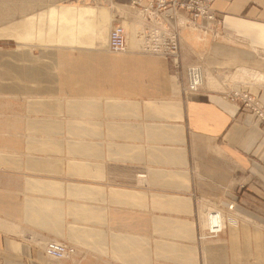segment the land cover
<instances>
[{
  "label": "crops",
  "instance_id": "0c3cea01",
  "mask_svg": "<svg viewBox=\"0 0 264 264\" xmlns=\"http://www.w3.org/2000/svg\"><path fill=\"white\" fill-rule=\"evenodd\" d=\"M134 1L19 0L1 21L0 264H264V128L230 100L264 105V0H215L175 76L136 51ZM99 7L124 14L126 57L95 36ZM190 64L222 89L182 95ZM192 193L249 222L200 249Z\"/></svg>",
  "mask_w": 264,
  "mask_h": 264
},
{
  "label": "rangeland",
  "instance_id": "374dc122",
  "mask_svg": "<svg viewBox=\"0 0 264 264\" xmlns=\"http://www.w3.org/2000/svg\"><path fill=\"white\" fill-rule=\"evenodd\" d=\"M148 2L149 1L144 3L142 0H136L131 4L130 7L124 8V10H123V12L134 11L136 14L139 13L140 14L139 21L146 24L145 26L142 25V30H140V32L137 34V36H138L137 43H139V45H140V43H142V45H140L139 47L140 48H141V46H143V47H142V49H137L136 51L138 53H141V56L142 55H150L153 57H158V58H162V59L166 60L171 66L170 71L172 72V74L174 76L178 75V73L181 71L180 49H179L181 33H184V30L191 26L193 29L192 39H196V34L197 33L200 34V31H201V28H200V26H202L201 23H203V24L205 23V26H207V24L216 25L217 23H216L215 19L211 23L204 22V21H201L199 23L198 21L190 20L189 17L183 15V13H180V15L182 16V18H184V20H181L179 18V16L175 17V20H174V17L173 18L170 17V19H168V18H165L167 16L164 17L163 15H160V14L158 16H156V15H153V13L149 12L150 10L146 11V7H147ZM16 3L19 4L20 3L19 0H0V27L3 26V22H1V21L9 20L10 15H14L15 13L23 14L24 10L22 8H15L14 5ZM35 10H37V9H35ZM117 10H119V9H117ZM95 11H96V21H95V24H92V28H94L95 26H98V25L100 26V25L106 24L108 26V32H107L106 36L109 35V31L111 32V29L114 27L119 26V27L124 28L125 16H124V14H122L121 10L119 11L120 20L117 21L114 25H112L111 28L109 27L110 14H109L108 10H106L104 7H99L97 9H95ZM127 33L129 34L128 31H127ZM128 34H127V36H128ZM129 40L130 39H128V37H127L126 41H129ZM167 41H169V42L173 41L175 43L176 53L174 55L159 54V53L153 52V50H158V49H156V46H158V48H159V45H161V44L162 45L168 44V43H166ZM196 42L198 44L201 43V39L199 38V35H198V39L196 40ZM13 44L14 43H12V42L0 41V47H6L7 48L10 46H14ZM101 46L104 47L103 43L99 47H101ZM127 46H128V44H127ZM149 46H151V47H149ZM105 47L108 51L107 54H110V55H118V56L121 55L122 56V55L126 54V51H128L126 48V51L124 52V54L110 53L108 50V40L105 43ZM150 48H153V50H150ZM199 53H201V50L199 51ZM195 67L199 69V70L195 69V71L197 70V72L200 73V76H201L200 71L201 70L204 71V69H202V67L199 66V64L188 65V67L185 69V84L182 88V95H185L187 93H192V90H190V88H189V82H188L187 77H188L189 71L194 70ZM209 74L214 76L210 72H209ZM173 81L176 83L175 79H173ZM176 86H177V83H176ZM201 88L197 87L196 92L199 91V89H201ZM176 89H177V87H176ZM243 97H247L248 101H246V100L242 101ZM230 100L233 102L239 101L241 109H248L254 115L256 121L260 122L261 127L264 128V105L259 104L254 98L250 97L249 95H247V93H243V92L239 93V94L237 92L236 93L233 92L231 97H230ZM143 186L146 187L145 183L143 184ZM191 197L193 199L194 206L195 207L198 206L197 207L198 211L196 210L197 214H196V217H194V218H195V221L197 224V229H198L197 242L196 243L200 249H201L202 243L204 242V240H201V238H202V236H204V233L205 234L207 233L206 230H203V227H201V215H202L201 212H204L205 213L204 215L205 216L207 215V217H208L210 214H213L214 212L218 213V211L220 212V210H221L222 212L220 213V216L222 217V221L224 223V230L223 231H225L227 228H235L236 224L239 222L243 225L246 224V223L241 222L239 220V218H237L235 220L232 219L233 217L231 214L235 212L232 210V206H233L232 204L224 209V206L215 205V204L209 203L208 201L201 202L202 200L199 199L198 196L195 195L194 193H192ZM204 206H205V208H204ZM207 208H208V211H206ZM198 212H199V215H198ZM202 217H203V215H202ZM199 219H200V221H199ZM199 222H200V224H199ZM204 239H205V236H204ZM209 241H215L217 243L219 240H212L211 239ZM64 245H67V244H64Z\"/></svg>",
  "mask_w": 264,
  "mask_h": 264
},
{
  "label": "built area",
  "instance_id": "2783aa9c",
  "mask_svg": "<svg viewBox=\"0 0 264 264\" xmlns=\"http://www.w3.org/2000/svg\"><path fill=\"white\" fill-rule=\"evenodd\" d=\"M215 0H149L146 11L153 13L158 16L163 15L165 18L170 19V17L181 16L180 13L189 17L193 21H204L211 23L214 21V11L212 9V4ZM179 18H182L179 17ZM159 19V18H158ZM166 45L156 46L153 52L159 54H170L174 55L176 53V45L173 41H167ZM108 50L110 53L114 54H124L126 51V35L123 29L119 26L111 29L108 38ZM191 70L190 72H194ZM198 73V72H197ZM190 78V74H188ZM189 88L190 90L197 89L198 86L191 85L190 80ZM248 101L247 97H243L242 101ZM72 251L67 245L62 243H49L45 247V255L53 260H63Z\"/></svg>",
  "mask_w": 264,
  "mask_h": 264
},
{
  "label": "bare ground",
  "instance_id": "6f19581e",
  "mask_svg": "<svg viewBox=\"0 0 264 264\" xmlns=\"http://www.w3.org/2000/svg\"><path fill=\"white\" fill-rule=\"evenodd\" d=\"M154 15V14H153ZM152 15V16H153ZM179 17H181V16H179ZM154 18V17H153ZM181 19H183L184 20V18H181ZM174 20H175V18H174ZM122 29H123V27H121ZM123 31H124V29H123ZM125 32V31H124ZM106 34H107V29H106V25H101V26H98V28H97V30H96V32H95V36H99V37H102L105 41L103 42V43H105V42H107V40H108V38H109V35H110V31H109V35L108 36H106ZM205 34V33H204ZM126 35V34H125ZM199 38L200 39H202V37H201V35L199 34ZM160 43V42H159ZM158 43V44H159ZM152 45V44H151ZM162 45V44H161ZM148 46V45H147ZM149 47H151V46H149ZM150 50H153V48H150ZM154 51V50H153ZM2 55V57H4L3 55L4 54H1ZM159 55V54H158ZM114 56H116V55H114ZM122 57H126L125 55L124 56H122ZM128 57V56H127ZM8 58V57H7ZM195 69H198V68H194V70ZM191 70V69H190ZM199 70V69H198ZM201 70V69H200ZM201 72V76H200V73L198 72L197 73V70L196 71H194L193 73L192 72H190L189 71V74H190V78L189 77H187L188 78V80H190V83H191V85H196V86H198V87H205V86H202V85H206L207 87H209V89L211 88V89H222L221 87V85L219 84V81H218V79H217V77H215V76H212V75H210L209 74V72L208 71H206V70H204V71H200ZM234 75H239L238 73L237 74H233L232 75V79L234 78ZM240 75H242V76H244L245 74L244 73H241ZM247 77H249V76H247ZM243 80V79H242ZM257 80V79H256ZM258 81V80H257ZM248 84V83H247ZM176 84L174 83V88L176 89ZM206 88V87H205ZM202 89V88H201ZM208 89V88H207ZM199 91H200V89H199ZM192 92H196V89L195 90H193ZM245 95V94H244ZM248 95V94H247ZM204 208H205V206H204ZM215 208V207H214ZM204 210V209H203ZM210 210V209H209ZM219 210V209H218ZM230 210V209H229ZM206 211H208V208H207V210ZM222 211L220 210V212L218 211V213L217 212H214L213 214H210L208 217H207V215L205 216H203V230H206V234L204 233V236H205V241H209V240H219V237H220V235L224 232L223 230H224V223H223V221H222V217L220 216V213H221ZM233 212V211H232ZM205 214V213H204ZM203 215V214H202ZM232 215V219H237V218H239V220L241 221V222H243V223H247V222H249V220L247 219V218H245V217H243V216H241V215H239V214H237V213H232L231 214ZM239 215V216H238ZM236 217V218H235ZM252 224V223H251ZM255 224V223H254ZM258 226V225H257ZM225 235V234H224ZM49 243H55V242H49ZM49 243H47V244H49ZM46 244V245H47ZM46 245H45V247H46ZM45 247H44V254H45ZM46 256V255H45ZM48 259H50V260H53V259H51V258H49L48 256H46ZM53 261H61V260H53Z\"/></svg>",
  "mask_w": 264,
  "mask_h": 264
}]
</instances>
